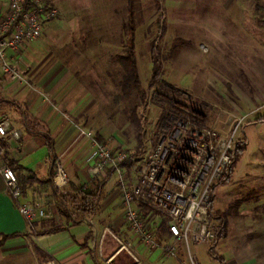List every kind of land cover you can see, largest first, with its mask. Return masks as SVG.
<instances>
[{"label": "rangeland", "instance_id": "obj_1", "mask_svg": "<svg viewBox=\"0 0 264 264\" xmlns=\"http://www.w3.org/2000/svg\"><path fill=\"white\" fill-rule=\"evenodd\" d=\"M47 1L59 15L12 59L22 80L13 84L1 77L0 91L18 103L32 130L51 132L57 140L53 158L86 181L75 194L46 189L26 199L44 211L34 220V231L88 216L83 203L101 197L103 179L93 186L87 181L93 154L83 131L139 160L154 147L169 115L186 109L200 115L199 125L224 135L240 121L236 138L244 149L229 179L217 183L213 193L211 218L216 225L217 210L227 220L226 235L213 248L224 262L209 257L207 244L194 245L191 252L198 264H264V27L256 23L264 21V0H133L132 35L128 0ZM4 8L0 0V13ZM130 45L140 86L125 88L117 56ZM153 57L162 69L160 82L149 86ZM94 231L86 243L96 264H186L183 251L169 257L143 245L132 251L135 261L121 251L107 262L118 242ZM123 231L121 236L131 237L128 228ZM155 233L161 238L162 228ZM38 239L28 235L6 242L0 264L53 261L35 252Z\"/></svg>", "mask_w": 264, "mask_h": 264}, {"label": "built area", "instance_id": "obj_2", "mask_svg": "<svg viewBox=\"0 0 264 264\" xmlns=\"http://www.w3.org/2000/svg\"><path fill=\"white\" fill-rule=\"evenodd\" d=\"M1 2L5 8L0 13V72L10 81L20 82L21 70L12 59L26 43L42 34L46 24L59 15V10L47 0ZM199 116L186 109L169 115L154 147L139 160L124 148H110L95 139L90 131L82 132L91 141L94 160L87 169L89 179L107 172L117 175L124 224L131 231V237L112 235L118 248L107 262L121 251L137 260L132 252L133 240H137L148 250L160 249L169 257L183 251L186 264H198L191 247L209 245L216 240L209 203L217 183L228 176L241 122H236L231 132L224 135L212 127L199 125ZM7 136L19 141L21 133L12 127L8 118H2L0 177L19 214L27 221L37 220L44 217V211L24 199L18 177L3 153L1 142ZM130 160L132 174L128 175L125 164ZM52 166L53 187L61 191L67 185L66 171L57 159H53ZM157 228L164 230L161 238L155 233Z\"/></svg>", "mask_w": 264, "mask_h": 264}, {"label": "crops", "instance_id": "obj_3", "mask_svg": "<svg viewBox=\"0 0 264 264\" xmlns=\"http://www.w3.org/2000/svg\"><path fill=\"white\" fill-rule=\"evenodd\" d=\"M1 77L5 76L0 72V78ZM7 82L13 84L18 83L10 81L9 79H7ZM18 107L19 105L15 100L9 99L0 91V119L8 116L12 119L10 121L12 122V127L18 129L21 133L19 141H15L10 136L2 140L1 145L3 153L15 171L19 183L22 182L20 185L24 199L31 200L38 192L44 194L43 192H45L46 189L58 191L53 187L52 179L54 175L52 177L50 175V170L54 171L52 168V161L54 159V150L57 149V140L53 137L51 132L47 131L42 135L39 130H32L28 126L26 116L22 112L18 113ZM47 138L52 140L51 150ZM65 171L67 174V185L59 192H63L66 188L68 192L75 194L77 186L81 182L84 183L86 179L83 181L81 177H75V174L71 176L67 169H65ZM95 180L102 181L100 184L102 193L99 199L93 197L95 206L92 203L94 207L92 214L80 217L78 219L79 221L76 220L69 224H62L68 225L66 229L62 231L38 236L39 239L36 241L37 244H34V249L38 247L43 251V254H41L42 258H51L55 264H96L93 255L87 252L90 243L86 242L91 231H100L99 233H102V236L109 235L111 238H113L112 235L124 238L120 234L126 233V231L124 232L123 230L125 227L127 228V226L124 224L122 196L117 183V175L108 172L92 180L87 178V181L90 182L93 181L95 183ZM93 182L91 186L94 185ZM93 198H91V201ZM0 233L20 234L19 236L7 239L5 243L28 235H34L29 232L28 222L23 219L14 206V202L1 177ZM5 243L3 245H5ZM133 245L134 249L137 251L139 247L142 246L137 240H133ZM105 246L106 250H111V248H109L110 244L107 242ZM65 247L66 249L69 247L71 248L65 251Z\"/></svg>", "mask_w": 264, "mask_h": 264}, {"label": "trees", "instance_id": "obj_4", "mask_svg": "<svg viewBox=\"0 0 264 264\" xmlns=\"http://www.w3.org/2000/svg\"><path fill=\"white\" fill-rule=\"evenodd\" d=\"M134 2L133 0H128V12L130 15V25H129V33L130 35L133 34L134 32V23H133V15H134V6H133ZM256 23L261 26L264 27V21L261 20H256ZM117 62L123 67L126 75L124 77V81H123V87H128L129 84H133L134 86H140V80L139 77L137 75V70H136V64H135V57H134V52H133V45H130L129 48H127L126 53L125 54H121L117 56ZM161 64L158 61L157 57H153L152 59V68H151V76L148 82L149 86H153L155 84H158L160 82V76H161ZM160 85L164 86L165 83H161ZM100 141V138H99ZM47 142L49 145L50 150L52 149L51 143L52 140L50 138H47ZM243 147L240 145V143L238 142L236 145V152L234 155V160L233 163L229 169V176L230 173L232 172V166L234 164V162L236 161V158L238 155L242 154L243 152ZM50 175L51 177L54 175V171L50 170ZM229 176H227V180L229 179ZM22 184V182H20ZM92 196V195H91ZM92 201L91 200H87L83 203V207H82V211L86 214H92V212L94 211V209L92 208ZM213 211V195L211 197L210 203H209V213H212ZM84 216V215H82ZM80 216V217H82ZM215 218L218 220V223L216 224V240L208 245V255L210 258H212L213 260H216L220 263L224 262V259L222 256L218 255L215 251H214V245L216 243V241L218 239H220L221 237H224L226 235L227 232V220L226 217L224 216V214H222L220 211L215 210ZM70 217V214H68L67 218ZM78 218H80L79 216H77ZM37 221H31L28 222V227H29V232L40 236V235H44V234H52V233H56L59 231H62L64 229H66V227L68 225H58V226H53L49 229H45V230H39V231H34V227L36 226ZM40 226L43 227L46 224V221H41ZM19 233H0V247L5 243V241L9 238H13L15 236H19ZM35 251L36 253H38L39 255L43 254V251L41 249H39L38 247H35Z\"/></svg>", "mask_w": 264, "mask_h": 264}]
</instances>
